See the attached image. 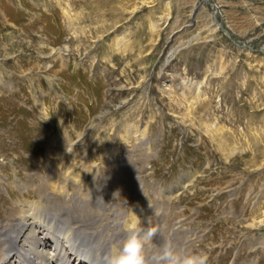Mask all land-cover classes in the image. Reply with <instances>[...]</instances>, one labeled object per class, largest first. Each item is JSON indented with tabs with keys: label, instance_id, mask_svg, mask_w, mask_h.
I'll return each instance as SVG.
<instances>
[{
	"label": "rangeland",
	"instance_id": "rangeland-1",
	"mask_svg": "<svg viewBox=\"0 0 264 264\" xmlns=\"http://www.w3.org/2000/svg\"><path fill=\"white\" fill-rule=\"evenodd\" d=\"M210 1L231 38L205 0H0V231L51 173L121 172L156 241L264 264V0Z\"/></svg>",
	"mask_w": 264,
	"mask_h": 264
},
{
	"label": "bare ground",
	"instance_id": "bare-ground-1",
	"mask_svg": "<svg viewBox=\"0 0 264 264\" xmlns=\"http://www.w3.org/2000/svg\"><path fill=\"white\" fill-rule=\"evenodd\" d=\"M215 22L219 26L220 22ZM164 89L171 95L168 87ZM138 132L134 129L136 141ZM122 174L125 175L110 174L103 182L92 173L93 184H88L84 174L65 169L57 175L51 173L41 185H34L38 175L32 173L29 180H33L30 182L37 189V200L18 205V210L11 211L2 223L3 230L9 229L5 233L0 231V264H104L105 254L122 245L119 241L126 238L128 227L145 223L137 213L123 217L110 204V196L117 187L128 191L134 199L139 196L134 184H121V180H129ZM129 177L132 181L140 179ZM3 182L0 178V184ZM44 210H50L53 216L42 214ZM179 224L169 228L174 239L178 238ZM180 240L190 247L189 237Z\"/></svg>",
	"mask_w": 264,
	"mask_h": 264
},
{
	"label": "clouds",
	"instance_id": "clouds-1",
	"mask_svg": "<svg viewBox=\"0 0 264 264\" xmlns=\"http://www.w3.org/2000/svg\"><path fill=\"white\" fill-rule=\"evenodd\" d=\"M159 226L133 223L119 248L104 256V264H207L204 253L190 251L172 236L156 241Z\"/></svg>",
	"mask_w": 264,
	"mask_h": 264
},
{
	"label": "water",
	"instance_id": "water-1",
	"mask_svg": "<svg viewBox=\"0 0 264 264\" xmlns=\"http://www.w3.org/2000/svg\"><path fill=\"white\" fill-rule=\"evenodd\" d=\"M205 3L211 5V6L214 8V4H213L210 0H205ZM214 9H215V8H214ZM197 10H198V8H195V9H194V13H195ZM213 17L215 18V20H216L217 22H219V20H218V12H217L216 9H215L214 12H213ZM219 28H220V30H221L224 34H226L229 38H231V35H230L229 31H227V30L223 27V25H222L221 23L219 24ZM238 47H239V46H238Z\"/></svg>",
	"mask_w": 264,
	"mask_h": 264
}]
</instances>
